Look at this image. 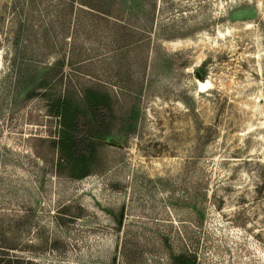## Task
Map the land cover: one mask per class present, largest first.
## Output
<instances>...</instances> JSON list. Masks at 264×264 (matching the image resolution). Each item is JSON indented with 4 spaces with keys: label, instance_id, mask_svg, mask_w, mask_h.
Masks as SVG:
<instances>
[{
    "label": "rangeland",
    "instance_id": "374dc122",
    "mask_svg": "<svg viewBox=\"0 0 264 264\" xmlns=\"http://www.w3.org/2000/svg\"><path fill=\"white\" fill-rule=\"evenodd\" d=\"M86 87L134 130L73 178L51 102ZM179 252L264 264V0H0V264Z\"/></svg>",
    "mask_w": 264,
    "mask_h": 264
},
{
    "label": "trees",
    "instance_id": "16d2710c",
    "mask_svg": "<svg viewBox=\"0 0 264 264\" xmlns=\"http://www.w3.org/2000/svg\"><path fill=\"white\" fill-rule=\"evenodd\" d=\"M16 43L17 39L14 46H17ZM55 64L61 66L63 60H57ZM59 73L55 72L54 77ZM195 74L200 79L205 75L199 69H195ZM49 81L48 75L43 74L28 95H32L36 89L45 90L49 87ZM51 105V110L59 118L55 140L58 155L56 167L73 178L89 174L100 140L119 141L134 130L133 116L129 114L116 119L109 96L90 87L83 88L78 96L59 91L52 98ZM171 259L173 264H193L192 256L186 252L172 254Z\"/></svg>",
    "mask_w": 264,
    "mask_h": 264
},
{
    "label": "water",
    "instance_id": "95a60500",
    "mask_svg": "<svg viewBox=\"0 0 264 264\" xmlns=\"http://www.w3.org/2000/svg\"><path fill=\"white\" fill-rule=\"evenodd\" d=\"M100 142H104V143H107V144H110V145H116V146H121L122 145L121 142H115V141L109 140V139H103V140H100Z\"/></svg>",
    "mask_w": 264,
    "mask_h": 264
},
{
    "label": "bare ground",
    "instance_id": "6f19581e",
    "mask_svg": "<svg viewBox=\"0 0 264 264\" xmlns=\"http://www.w3.org/2000/svg\"><path fill=\"white\" fill-rule=\"evenodd\" d=\"M200 82V81H199ZM208 83V81H203V82H200V85H201V88H203L206 84Z\"/></svg>",
    "mask_w": 264,
    "mask_h": 264
}]
</instances>
